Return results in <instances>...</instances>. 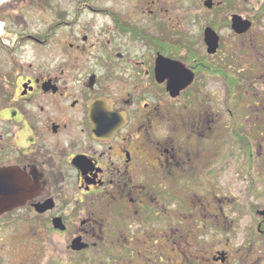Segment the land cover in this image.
Listing matches in <instances>:
<instances>
[{"label": "flooded vegetation", "instance_id": "flooded-vegetation-1", "mask_svg": "<svg viewBox=\"0 0 264 264\" xmlns=\"http://www.w3.org/2000/svg\"><path fill=\"white\" fill-rule=\"evenodd\" d=\"M81 1L72 17L26 35L40 50L53 46L50 59L18 60L23 38L0 35L12 58L0 74V169L27 186L24 203L0 214V264H264V204L253 202L264 181V44L252 39L264 0H192L196 48L187 36L157 38L161 9ZM62 30L70 50L60 53ZM226 31L251 42L246 63L258 49L255 68L224 49ZM159 59L182 64L193 83L171 95ZM214 84L223 108L220 91L208 93ZM230 173L248 185L243 207L226 194ZM237 220L244 253L220 239Z\"/></svg>", "mask_w": 264, "mask_h": 264}, {"label": "rangeland", "instance_id": "rangeland-1", "mask_svg": "<svg viewBox=\"0 0 264 264\" xmlns=\"http://www.w3.org/2000/svg\"><path fill=\"white\" fill-rule=\"evenodd\" d=\"M80 3H82L81 0H0V35H3V32H5V35L6 32L9 33L12 36L9 38L11 42L14 41L13 39H16V34L23 38L20 43V48L16 53L15 51L13 52L18 60H40L43 56L49 57L50 59L51 55H55V52L52 49L54 47L51 46L52 48L50 47V49L40 50L26 40V35L46 33L48 31L47 29L53 26L54 22L58 20L60 14L65 13L69 17H72L73 11L82 5ZM191 4L192 0H92L89 5L96 9L113 8L127 14L148 11V8L161 9L162 12L157 10V13L159 12L162 16L160 17L162 23H166L163 26L160 25V29L157 28V38H163L172 41V43H178L181 39H185V36H187L190 40H194L192 42L195 43L194 47L196 48L198 44L197 35L199 34L198 30L200 29V26L196 21V10ZM87 16L88 19L89 17H95L90 15ZM95 22L97 23V27H99L101 21L97 19ZM58 34V38L56 36L55 42L53 43L56 45V41H59L60 44L55 46L56 49H59L58 51L60 53H62L64 49L70 50L68 46L64 47V49L61 48L68 42L67 31L62 30L59 31ZM255 34L254 38H252L253 41L255 40L256 43L264 44V28L260 27ZM224 36L227 42V46L224 49L228 50L229 53L233 55L232 57L234 59L236 58V61L238 62L237 65L239 67H247L246 65H248L249 67L255 68V65L252 64L256 59L258 49L254 52V56L251 57L250 61L248 60L246 63V59H248V44L251 42L248 41V39H236L229 31H226ZM47 51L50 52L46 53ZM10 59H12L10 54H7L0 48V74L4 73L3 71H5L6 62ZM219 91L220 87L214 84L209 88L208 93L213 96L215 95L214 92L217 93ZM191 94V107L195 108L198 99L197 88H195ZM222 98V92L220 91V94L215 96V100L218 101L217 106H222L223 108L221 103ZM241 102L243 105L246 104L245 100ZM257 174L260 177H264L261 169H259V165ZM238 175V173H230L225 177L223 183H225L224 187L227 190L232 188L230 192L233 195H230L229 193L226 194L231 197L235 196L237 199L236 203L240 205L239 207H243V203L245 202L244 193H246L248 185H246L245 182L243 183ZM254 188L253 202L260 205L264 204V181L259 185H256ZM244 225L245 220H237L235 227H226L228 233H224L225 227H221L220 239L226 241L227 237L231 238L234 247L233 251L235 252H239L240 249L243 253L245 252V248L242 246L246 239V225Z\"/></svg>", "mask_w": 264, "mask_h": 264}, {"label": "water", "instance_id": "water-1", "mask_svg": "<svg viewBox=\"0 0 264 264\" xmlns=\"http://www.w3.org/2000/svg\"><path fill=\"white\" fill-rule=\"evenodd\" d=\"M234 27L243 28L238 21ZM218 37L207 34L209 52L215 53L219 46ZM157 64V77L162 82L165 77L170 79L168 91L174 97L184 88L190 86L194 81V75L182 64L170 60L159 59ZM26 178L13 169H0V214L15 209L24 203L26 197Z\"/></svg>", "mask_w": 264, "mask_h": 264}]
</instances>
